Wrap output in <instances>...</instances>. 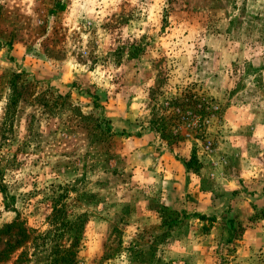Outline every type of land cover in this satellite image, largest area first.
Here are the masks:
<instances>
[{
    "label": "rangeland",
    "instance_id": "obj_1",
    "mask_svg": "<svg viewBox=\"0 0 264 264\" xmlns=\"http://www.w3.org/2000/svg\"><path fill=\"white\" fill-rule=\"evenodd\" d=\"M70 2L0 0V252L28 231L0 264H35L54 203L78 264H264V4L167 0L136 28L125 0L98 37Z\"/></svg>",
    "mask_w": 264,
    "mask_h": 264
},
{
    "label": "trees",
    "instance_id": "obj_2",
    "mask_svg": "<svg viewBox=\"0 0 264 264\" xmlns=\"http://www.w3.org/2000/svg\"><path fill=\"white\" fill-rule=\"evenodd\" d=\"M58 206V203L52 205L51 214L48 216L47 221L50 229L42 234L51 243H49V246L46 244V250L42 252V254H45L44 256L35 254V264H78L77 255L83 238L84 223L80 217L69 218L66 211ZM9 230H16L18 239L14 244H9L7 248L0 252V260L3 259V256H7L8 251L20 246L22 241L28 237L27 229L20 223L7 225L3 231L7 232Z\"/></svg>",
    "mask_w": 264,
    "mask_h": 264
},
{
    "label": "clouds",
    "instance_id": "obj_3",
    "mask_svg": "<svg viewBox=\"0 0 264 264\" xmlns=\"http://www.w3.org/2000/svg\"><path fill=\"white\" fill-rule=\"evenodd\" d=\"M125 0H71L70 2V15L75 16L76 20H85L87 21L91 18L94 22V26L97 30V36L103 37L104 33L101 32L100 25L104 21L106 16H110L113 12H117L118 6L124 3ZM127 3L133 8H137L139 15L142 17L140 23L136 25V28H143L146 25H152L154 18L157 20L162 15L164 8L167 6V0H146L145 3H141L140 0H127ZM239 4V0H237ZM257 4H264V0H257ZM146 17V19H143ZM79 31V29H76ZM128 32V29L124 30ZM144 32L140 31L138 35H143ZM198 33L189 32V35L184 38L185 47L180 49V52L183 53L181 59H185V67H188L191 63L193 57H196L197 60L200 59L196 55L197 43L199 47H203L208 43L207 41L201 39L197 41ZM138 38V37H137ZM89 36L83 35L82 40L86 44L88 42ZM214 50H216V45H209ZM179 55V53L177 54ZM204 59H208L207 54L203 55ZM195 78V77H194ZM205 83H210L206 81Z\"/></svg>",
    "mask_w": 264,
    "mask_h": 264
}]
</instances>
